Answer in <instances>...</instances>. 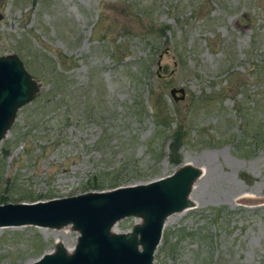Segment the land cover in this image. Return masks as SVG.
<instances>
[{"label": "rangeland", "instance_id": "1", "mask_svg": "<svg viewBox=\"0 0 264 264\" xmlns=\"http://www.w3.org/2000/svg\"><path fill=\"white\" fill-rule=\"evenodd\" d=\"M0 12V54L41 82L0 139V202L190 162L202 169L192 205L166 218L153 264H264V0H0ZM77 236L70 224L0 226V264Z\"/></svg>", "mask_w": 264, "mask_h": 264}, {"label": "water", "instance_id": "2", "mask_svg": "<svg viewBox=\"0 0 264 264\" xmlns=\"http://www.w3.org/2000/svg\"><path fill=\"white\" fill-rule=\"evenodd\" d=\"M0 12V18L2 17ZM34 78L16 53L0 54V139L18 109L38 94ZM183 97L182 87H171ZM200 166L179 164L170 174L145 182L90 189L77 194L33 201L0 202V226L33 224L78 232L71 250L57 242L53 251L27 264H153L154 252L168 215L192 205L190 192ZM136 216L129 230L114 229L117 220Z\"/></svg>", "mask_w": 264, "mask_h": 264}, {"label": "bare ground", "instance_id": "3", "mask_svg": "<svg viewBox=\"0 0 264 264\" xmlns=\"http://www.w3.org/2000/svg\"><path fill=\"white\" fill-rule=\"evenodd\" d=\"M202 173V172H201ZM114 229H117L116 227H114ZM57 238V240L59 241V242H62L61 241V239L59 238V237H56ZM62 244L67 248V250H71V248H72V246L71 245H66V244H64L63 242H62ZM30 262V261H29ZM29 262H27V263H29ZM26 263V264H27Z\"/></svg>", "mask_w": 264, "mask_h": 264}, {"label": "trees", "instance_id": "4", "mask_svg": "<svg viewBox=\"0 0 264 264\" xmlns=\"http://www.w3.org/2000/svg\"><path fill=\"white\" fill-rule=\"evenodd\" d=\"M112 184H113V183H112ZM93 186H94V187H98V186H100V184H98V182L96 181V179H94ZM113 186H114V185H113ZM2 201H4V200H2Z\"/></svg>", "mask_w": 264, "mask_h": 264}]
</instances>
